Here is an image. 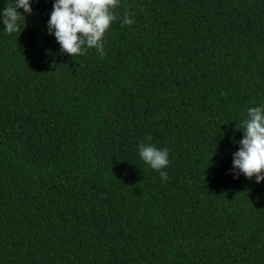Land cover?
Wrapping results in <instances>:
<instances>
[{
  "label": "trees",
  "instance_id": "16d2710c",
  "mask_svg": "<svg viewBox=\"0 0 264 264\" xmlns=\"http://www.w3.org/2000/svg\"><path fill=\"white\" fill-rule=\"evenodd\" d=\"M53 2L0 16V264H264V180L232 174L264 0H120L102 59L60 51Z\"/></svg>",
  "mask_w": 264,
  "mask_h": 264
},
{
  "label": "clouds",
  "instance_id": "9594fccd",
  "mask_svg": "<svg viewBox=\"0 0 264 264\" xmlns=\"http://www.w3.org/2000/svg\"><path fill=\"white\" fill-rule=\"evenodd\" d=\"M119 7L120 0H54L47 21L48 32L54 35L62 53L73 57L94 48L102 59L105 55L104 38L118 19L116 9ZM18 9L31 14L30 0H14L0 12L3 30L8 34L21 32L18 24L21 18L25 26V16ZM121 23L133 24L131 14L125 12ZM237 130L243 132V137L232 156V174H243L247 179L254 177L255 182L260 183L264 180V104L249 107ZM146 139L150 141L151 137ZM138 153L145 164L159 172L162 181H167V172L161 170L169 165L167 149L141 142Z\"/></svg>",
  "mask_w": 264,
  "mask_h": 264
}]
</instances>
